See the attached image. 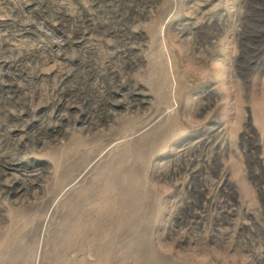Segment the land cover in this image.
Segmentation results:
<instances>
[{
  "label": "rangeland",
  "instance_id": "374dc122",
  "mask_svg": "<svg viewBox=\"0 0 264 264\" xmlns=\"http://www.w3.org/2000/svg\"><path fill=\"white\" fill-rule=\"evenodd\" d=\"M0 264H264V0H0Z\"/></svg>",
  "mask_w": 264,
  "mask_h": 264
}]
</instances>
